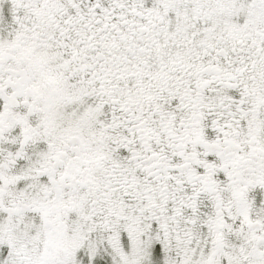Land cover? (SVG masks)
<instances>
[{
    "label": "snow or ice",
    "instance_id": "6c2138e0",
    "mask_svg": "<svg viewBox=\"0 0 264 264\" xmlns=\"http://www.w3.org/2000/svg\"><path fill=\"white\" fill-rule=\"evenodd\" d=\"M0 264H264V0H0Z\"/></svg>",
    "mask_w": 264,
    "mask_h": 264
}]
</instances>
